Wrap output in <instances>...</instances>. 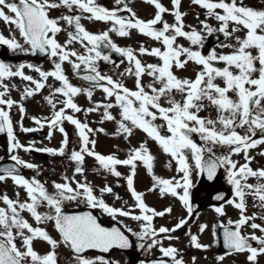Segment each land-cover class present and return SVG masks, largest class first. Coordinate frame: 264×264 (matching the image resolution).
<instances>
[{
    "label": "snow or ice",
    "instance_id": "obj_1",
    "mask_svg": "<svg viewBox=\"0 0 264 264\" xmlns=\"http://www.w3.org/2000/svg\"><path fill=\"white\" fill-rule=\"evenodd\" d=\"M144 2L154 6L152 18L138 16L130 6L131 0H114L115 7L112 8L98 0H0V20L14 25L22 40L21 43L16 35L6 38L0 34V44L14 51L45 54L53 63L52 70L45 71L32 64L21 63L14 69L0 62V133L6 132L10 160L15 162L0 167V182L11 179L17 188L26 193L24 200L20 199L19 191L15 193L16 199H11L6 193L0 195L4 205L0 206V264H59L58 249L61 246L71 252L75 264H110L102 255L93 257L87 253H109L113 248L131 247L128 236L120 228L103 226L92 212L69 214L65 210V202L71 201L83 203L88 208H98L112 219L130 217L140 222L141 230L133 235L140 240L151 238L147 247L158 246L161 254V258L152 261V264H169L163 259L165 257L170 258L171 264H185L182 256L178 258L176 247H165L155 237L176 232L193 217L190 197L193 173L206 174L211 181L221 168L231 185L232 195L226 199L224 194H218L215 199L224 203L215 206L214 211L218 216L226 217L227 204L239 210V217L213 225V235L217 234V228H222L223 247L228 250L227 254L246 253L247 264H260L259 258L264 257V223L255 222L257 219L264 221V167H250L255 159L250 150L264 146V4L257 7L245 0H191L192 5L204 10L205 16L200 20L198 14L199 26H194L185 23L188 13L181 11L182 0H170L171 8L165 7L161 0ZM57 9L66 10V13L62 11L57 17L50 15ZM165 13L173 16L172 23L164 19ZM209 19L216 21L217 26L213 27ZM82 20L104 22L110 26L107 30L94 33L86 29ZM133 30L159 42L160 47H146L144 43L136 49L121 47L110 35L115 33L119 37H130ZM61 32L66 33L63 43L57 39ZM214 34L217 43L204 51L206 38ZM221 35L223 40H219ZM178 38L186 40L188 46L178 43ZM75 44H79L83 51L77 50ZM103 49H109V54H104ZM111 52L123 58L119 63L127 61L118 75L132 77V88L126 86L123 79L102 74L99 61L119 68ZM145 55L156 58L158 62H144L139 58ZM65 62L78 78L89 82L90 86L81 88L73 85L65 74ZM190 62L197 66L193 69L194 78L178 75L187 70ZM25 67L38 73L40 79L26 75L23 71ZM82 71L85 73L83 76L80 75ZM145 76L150 79L145 81ZM13 77H20L34 85L25 86L21 100L49 87L50 93L44 100L52 110L51 117L32 119L40 128L47 125L62 133L58 148H35V142L25 147L17 139L10 115L14 105L18 106L20 113L21 131L28 133L37 129L23 126L26 108L10 97V86L5 83ZM49 78L59 82L60 86L47 85ZM11 88H16V85H11ZM94 88L101 89L103 101H93ZM81 94L86 95L94 106L82 109L75 102ZM57 95L61 99H55ZM113 109L118 110L117 115H113ZM82 111L86 115L100 112L101 124L114 122V136H122L128 141L136 130H140L146 134V139L138 147H130L124 159L118 158L115 153L101 154L96 151L97 140L92 137L97 132L108 133L102 127L93 129L89 123L74 115ZM65 121L75 126L78 148L69 149L71 141L63 127ZM51 135L50 131L49 138ZM148 139L154 141L169 158L165 167L172 170L175 165V174L171 177L155 174L156 156L148 147ZM18 149L67 156L74 164L73 175H64L63 182L53 181L54 191L49 192L45 184L35 177L28 179L20 174V167L38 169V166L14 154ZM240 154H243V164L232 158ZM258 155L264 157V151ZM86 157L94 158L99 165L96 169L98 173L106 172L117 178L122 177L117 166L128 167L129 174L123 178L134 201L132 208H138L139 214H133L129 207L109 205L103 198L105 193L121 199L111 186L105 184L99 189L100 196H97L96 189L86 176L83 181L75 179L76 175L84 176ZM138 164L144 166L153 182L149 192L158 191L161 198L166 195L175 197L186 209L187 217L180 218L174 227H154L155 217L171 214L173 209L169 206L158 211L146 204L145 193L134 187ZM250 178H255V183H250ZM247 197L253 199V207L260 209L259 215L255 212L248 214ZM127 203L124 202L125 205ZM42 207L48 211H38ZM24 212L30 214L37 226L29 223L22 215ZM49 222L59 239L39 226ZM208 227L207 224L198 225L201 233ZM246 229H251V233L246 234ZM128 231L132 230L129 228ZM257 231L261 234L257 235ZM188 234L193 247L203 250L210 247L201 244L190 229ZM36 240L46 242L50 250L43 254L38 252L34 247ZM140 247L145 245L142 243ZM224 258V255H219L217 260L223 261ZM191 264H196L195 257Z\"/></svg>",
    "mask_w": 264,
    "mask_h": 264
},
{
    "label": "rangeland",
    "instance_id": "obj_2",
    "mask_svg": "<svg viewBox=\"0 0 264 264\" xmlns=\"http://www.w3.org/2000/svg\"><path fill=\"white\" fill-rule=\"evenodd\" d=\"M114 1V0H113ZM250 1L252 0H245L246 3H250ZM9 2H12V0H9ZM16 2H18V0H16ZM99 3L104 4L106 6H108L109 8H112V5H110V1L109 0H98ZM161 2L164 4L165 7L171 8V2L170 0H161ZM130 6L133 7V10L137 12L138 16H140L141 18L144 19H149L152 18V16L154 15L155 12V8L152 5H149L147 3L144 2V0H131ZM181 11H187L189 17L191 16H195V24L192 22L191 25L194 26H199V21L196 19L197 15L199 14V18L200 20H202L203 18H205L204 14L201 16L200 13H204V10L199 8L198 6L192 5L191 4V0H182V7H181ZM64 11L66 13V10L63 9H57V10H53L50 15L57 17L61 14V12ZM10 14V13H9ZM164 16H170V14L165 13ZM188 18L186 17V20ZM213 27H216V21L209 19L208 21ZM63 23V22H62ZM82 23L84 24V26L86 27L87 30L94 32V33H99L100 31L103 30H107V28L110 26V24H106L104 22H96V21H89V20H82ZM65 27H67V25H64ZM12 27H14V25L10 26L8 24H5L2 20H0V34H3L6 38H11L12 35H16V37L18 38V40L21 41V38L17 35L18 31L15 30L14 27V31L12 30ZM57 39L63 43L66 39V33L61 32L60 34H58ZM134 40H137L135 37H133ZM183 41H185L183 38H181ZM139 41V40H138ZM146 47H160L159 44H154L152 45L151 42L148 40L145 43ZM122 47H126L124 46L125 43H121ZM74 47L79 50V51H83V49H81L79 44H75ZM10 49V48H9ZM219 51V49H217ZM9 62H14L17 65L23 63L25 65L27 64H32L34 66H38L40 67L39 64H35L31 59H30V55L29 52H22L20 50H12L10 49L9 51ZM145 56L139 57L142 59V61L145 62L144 60ZM47 62L53 66L52 63V59H48ZM15 66V67H16ZM99 67H102V61H99ZM194 68H197V66H194ZM192 67V65H190V63L187 66V70L186 72H190L191 76H194L195 73L193 71L194 69ZM15 69V68H14ZM43 69V68H42ZM64 70H65V74L67 75L68 72L71 74L72 69L71 66L69 64H67V62H65L64 64ZM23 71L25 72L26 75H31L36 79H40L38 73L34 72L32 69L25 67L23 69ZM107 75H109V73L107 72ZM182 76H186L185 75V71H184V75ZM194 78V77H192ZM15 81H17L16 85V92L19 93L20 92V96L21 93L23 92L25 86H29V87H34V86H30L29 82L23 81L20 77H14ZM52 79V78H51ZM150 78L148 77H144L145 81H148ZM134 81H131L130 84V88L133 87ZM11 86V85H9ZM48 87L46 86L44 89H42L40 92L44 91L45 89H47ZM45 96L48 95H44V96H37V97H33V100L30 99V102H39L41 99H44ZM28 99V98H27ZM93 101L95 102H100L103 101L104 99V94L101 90H96L93 92ZM21 100L20 98V102L22 103L23 101L26 103L27 101ZM85 104H92V102L88 101L87 97L84 96L83 98L80 96V106H83ZM113 112V115H117L118 114V110L117 109H113L111 110ZM42 112L39 109H33L31 110V114H36L39 115V113ZM48 113H51V109L48 111ZM48 114V115H49ZM201 115H206V113H201ZM213 115H215V113H213ZM99 116L101 119V113L99 112ZM42 118H44L42 116ZM23 126H28L32 124V126L35 125L34 121H32L31 118H29L28 116L25 117V119H23L22 121ZM157 123H159V121H157ZM115 123L112 121H105L103 124L100 123V125L97 128H104L105 132L108 133L107 135L103 132H97L92 138L97 140V145H96V151L101 153V154H112L115 153L117 156H120L118 158L120 159H124L122 156H126L127 155V146L126 144H124V139L122 136H114L113 133L115 132V129L113 131V127H114ZM96 128V129H97ZM138 131L134 133V135L140 134L141 131L140 130H136ZM198 140V137H195ZM149 145L152 146V148H156L158 145L152 141L151 139L148 140L147 142ZM140 143H134V147H138ZM260 151H264V146L262 147H258L257 149L254 150H250V155L254 156L255 159L253 160V162L251 163L250 167H252L253 169H257L258 167H264V157H261L260 155H258V153ZM22 155H24L23 151H22ZM2 156V152L0 150V158ZM234 160L238 161L240 164H243L245 161L243 159V154L240 155H234L232 157ZM159 159L161 160V164H157V167L159 169V176H162L164 178H168L167 177V170L165 167V163L167 162V159L163 157H159ZM34 160V159H31ZM30 161V159H29ZM96 165V161L94 160V158L91 157H86L85 158V169L87 173H89V176L92 175V173L94 172V168ZM98 165V164H97ZM98 168V167H97ZM95 168V170L97 169ZM146 169L143 167L142 168V172H145ZM155 171V168H154ZM224 171V169H223ZM175 173V172H174ZM88 177V176H87ZM106 177H108L107 180L99 182V184L101 186H104L106 183L110 182V174H107ZM83 176H80V181H83L84 179H82ZM38 179V178H36ZM82 179V180H81ZM39 180V179H38ZM192 180H193V187L191 188L192 192H195L196 190H199V181H198V175L194 172L193 176H192ZM91 184L93 185L92 181ZM106 182V183H105ZM143 182V180H142ZM250 183H255V178H250L249 179ZM143 184H145L143 182ZM109 186H111V184H108ZM221 185H228L230 188V192H231V185H229L227 183V179H226V173L224 171V178L221 182ZM121 186V185H120ZM112 187V186H111ZM145 189L143 191V193H145V196H149L150 192L148 191V188H150V184L146 183L144 185ZM207 192L204 191L203 189L200 190V194H206ZM232 195V194H231ZM165 197V196H164ZM173 197L171 198V202L169 201H165V204L163 202H157L155 201L152 197L151 198H147V200H149L151 203L155 204L157 206V209L163 210L166 207H172L173 211L171 212V214H165V216L163 217H155V219L153 220V224L154 227H156L157 229L161 226H165L168 228H172L175 226L176 223H178L180 218H185L187 217V211L186 209L183 207V205L181 204V202L175 198L176 200H174L172 202ZM247 204H248V214L251 215L252 213H257V215H259L260 213V209L253 207L254 201L251 197H247ZM225 209L227 212V216L226 217H220L218 216L215 211H214V207H209L204 209L203 211H201L199 214H197L196 216H193L190 220L189 223L187 225H185L183 228L181 229H177V235L176 237H178V241H173V239H168V236H172V233H168V234H159L160 238L163 239L164 241H161L163 243V245L165 247L168 246H174L179 250V256H183V253L185 252L186 249H188L189 247H193L190 243V235L188 234L189 229L192 235H197L198 237V241L201 244H205V245H210V247L208 249H206L207 252L206 255L209 256V260L201 261L200 259L196 260V264H247L246 261V253L245 254H241V253H237V254H231V255H224L222 254L219 250H218V243H217V239L216 236L217 234L214 236L213 235V231H212V226L213 225H219L220 223H226L228 218H231L233 220L238 219L239 217V210L235 209L233 206L227 205L225 204ZM23 216L26 217V214L23 213ZM256 223H264V221H261L260 219H257L255 221ZM199 224H207L209 227L205 229L204 232H200L198 225ZM35 226V225H33ZM218 229V228H217ZM246 234H250L251 233V229H246ZM257 235H260L261 233H259L258 231L256 232ZM51 235L53 236V234L51 233ZM54 237V236H53ZM55 238V237H54ZM57 239V238H56ZM177 240V239H176ZM180 240V241H179ZM38 241V240H36ZM36 241H34V247L35 249L40 252V253H46L47 251L50 250V246H46V243H44V241L41 240L40 243H35ZM178 243V244H177ZM177 244V245H176ZM43 247V249H42ZM195 248V247H194ZM197 249V248H195ZM198 250H203V249H198ZM61 251V252H60ZM65 251H63V248L60 247L58 249V261L59 264H71L74 263L75 261L72 260L70 257H68L67 255L64 254ZM161 255L159 250H158V246L155 247L154 249V257L155 258H159L158 256ZM219 255H224V260L223 261H218L217 257ZM93 256V255H90ZM94 257V256H93ZM185 258V256H184ZM183 258L185 264H191V262H186L185 259ZM108 261H110V264H128L127 259L128 256L121 254V253H116L113 254V256L111 258H105ZM260 264H264V257H260ZM128 261L130 262L129 264H141L139 260V263H136L135 261H133L130 257L128 259ZM146 264V263H145ZM152 264V263H151Z\"/></svg>",
    "mask_w": 264,
    "mask_h": 264
},
{
    "label": "flooded vegetation",
    "instance_id": "obj_3",
    "mask_svg": "<svg viewBox=\"0 0 264 264\" xmlns=\"http://www.w3.org/2000/svg\"><path fill=\"white\" fill-rule=\"evenodd\" d=\"M115 68H117V67H115ZM10 96H11L12 99H13L14 94L12 93V94H10ZM13 100H14V99H13ZM10 115H11V118H12V121H13V126H14L15 135H16L17 139H18L19 142H20V141H21L20 123H19V122H20V118L16 117L17 115H19V111L17 110L16 107H13V108L11 109V111H10ZM35 116H36V115H35ZM25 138H27L29 141H30V139H31L30 136H25ZM0 144L2 145L3 150H5L6 152H8V139H7V134H6V137H5L3 140L0 141ZM8 153H9V152H8ZM14 154L19 155V154H20V149H18V150L16 151V153H14ZM40 155H42V153H40ZM62 172H63V169H62V168H58V176H59L61 179H62V177H63V176L61 175ZM75 179L80 181V175H76V176H75ZM119 190H120V189H119ZM138 191H139V192H142L141 189H139ZM118 192H121V193L119 194V196L121 197V199L117 200L113 194H109V196H110L111 198H110V199H107V200H105V201H106L109 205H113V206L118 207V208H119V207H129L130 210L133 211V214H139V209H138V208H132V205H133L134 201H133V198L131 197L130 192L127 190L126 185H125L124 192H122L121 190L118 191ZM122 196H124V197H122ZM151 197H152L155 201H157V202H158V201H159V202H163V203L165 204L164 199H163L164 197L161 198V196L159 195L158 191H156V192H150L149 196H144V199H145L146 204L149 205V206H151V207H154L156 210H159V209H157V206H156L155 204L151 203L149 200H147V198H151ZM125 201L128 202L127 205L124 204ZM172 202H173V201H172ZM80 204H81V203H77V202H75V201L65 202V209H67V208H80V206H82V205H80ZM96 210H97L99 213H101L102 217L105 218L106 220H112L111 217H109V216L106 215V214H103V213L101 212L100 209L96 208ZM38 211L45 212V211H48V209L42 207V208L38 209ZM123 218H124L123 220L125 221L126 226H127L126 228H127V229L130 228V229L132 230L130 233L133 234L134 232H139V231L141 230V228L138 229V227H137V231L134 230V228H136L135 225H134V222H137V221L132 220L130 217H123ZM116 219H119V218L117 217ZM154 219H155V218H154ZM137 238H138V237H137ZM142 241H143V240H142ZM145 254H147V252H145L143 249H140L139 255H145Z\"/></svg>",
    "mask_w": 264,
    "mask_h": 264
},
{
    "label": "water",
    "instance_id": "obj_4",
    "mask_svg": "<svg viewBox=\"0 0 264 264\" xmlns=\"http://www.w3.org/2000/svg\"><path fill=\"white\" fill-rule=\"evenodd\" d=\"M38 55L41 56L42 54L38 52ZM201 179L203 180L204 184L206 186H208V187H211L213 185H216L220 181V179H221L220 169L218 170L217 177L214 178L213 180H211V181L208 180L206 174L205 175H201ZM218 192L219 191H213L210 194V197L212 198L214 196L213 198H215L217 196V193ZM224 195H225L226 199L229 197V194L227 192ZM220 202H224V201H220ZM192 205H193L194 211H197L198 209H200L201 207L204 206V203H202L201 199H199L198 196H195L194 201L192 202ZM222 234H223V231H222ZM113 249H120V248H113Z\"/></svg>",
    "mask_w": 264,
    "mask_h": 264
}]
</instances>
